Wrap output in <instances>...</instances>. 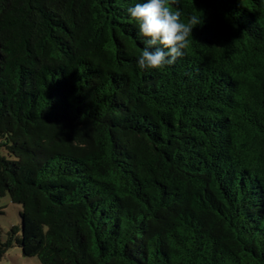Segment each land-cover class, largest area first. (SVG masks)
<instances>
[{
	"label": "trees",
	"instance_id": "1",
	"mask_svg": "<svg viewBox=\"0 0 264 264\" xmlns=\"http://www.w3.org/2000/svg\"><path fill=\"white\" fill-rule=\"evenodd\" d=\"M142 2L0 0V260L264 264V0H175L202 23L151 70Z\"/></svg>",
	"mask_w": 264,
	"mask_h": 264
},
{
	"label": "clouds",
	"instance_id": "2",
	"mask_svg": "<svg viewBox=\"0 0 264 264\" xmlns=\"http://www.w3.org/2000/svg\"><path fill=\"white\" fill-rule=\"evenodd\" d=\"M174 3L175 0H145L127 9L138 27V35L145 41L137 59L141 70L174 64L184 56L193 28L202 23L195 14L182 20L181 10L171 7Z\"/></svg>",
	"mask_w": 264,
	"mask_h": 264
},
{
	"label": "rangeland",
	"instance_id": "3",
	"mask_svg": "<svg viewBox=\"0 0 264 264\" xmlns=\"http://www.w3.org/2000/svg\"><path fill=\"white\" fill-rule=\"evenodd\" d=\"M0 155L7 156L4 148H0ZM21 207L12 203L8 195L0 197V231L2 240H5L7 233L12 227L20 226L19 212ZM0 264H40L37 258L24 257L19 247L14 245L8 249L1 258Z\"/></svg>",
	"mask_w": 264,
	"mask_h": 264
}]
</instances>
